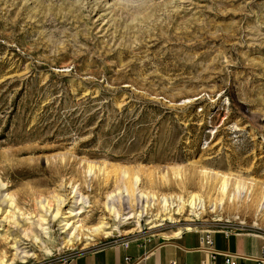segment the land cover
<instances>
[{"label":"rangeland","instance_id":"obj_1","mask_svg":"<svg viewBox=\"0 0 264 264\" xmlns=\"http://www.w3.org/2000/svg\"><path fill=\"white\" fill-rule=\"evenodd\" d=\"M63 155L62 176L96 203L75 218L88 226L105 214L120 168L135 169L141 188L158 197L197 193L204 207L185 208L170 223L155 216V204L140 224L109 220L111 236L70 249L25 240L29 256L14 264H67L131 240L158 242L186 225L264 241V0H0L6 192L30 208L31 191L58 183L52 170ZM88 163L109 165L108 187H97L99 174L90 190ZM30 170L38 174L21 176ZM222 174L229 197L211 211ZM53 232L61 240L57 224Z\"/></svg>","mask_w":264,"mask_h":264},{"label":"bare ground","instance_id":"obj_2","mask_svg":"<svg viewBox=\"0 0 264 264\" xmlns=\"http://www.w3.org/2000/svg\"><path fill=\"white\" fill-rule=\"evenodd\" d=\"M69 158L70 156L65 157L63 155L61 158H58L60 166H53V169L57 170H52L55 175L53 179H57L58 181L53 189L45 192H43V190L31 191L33 194L31 196L32 203L30 204V208L20 207V202H18L17 199L18 196L16 195V197L13 193L6 192L8 185H6L0 173V226L7 227L1 238L6 244H9V248L6 251L0 250V264H14L16 261L28 257L29 253H27L26 250L23 251V248H20L22 242L24 243L25 240H28V243L34 246H42L43 249L50 247L63 249L66 247L70 249L74 244H81L82 239L84 241L86 240V243H92L91 241H94L95 238L100 236H104L105 238L111 236L112 231H110L111 224L109 220L115 223L120 220L124 221L135 218L137 224H140L142 216L147 213V208L155 204L159 206V212H156L157 214H155V216L158 219L169 220L170 223L178 222L179 220H176L173 216L175 214H182L185 208L191 209L193 213V210H200L204 207V203H202L203 201L197 193H190L187 199L178 195L174 201L171 196L160 195V197H158L156 194L151 193L150 190L146 191L141 188V178L139 174L134 172L135 169L132 170L130 168L131 171L129 168H120L118 173L114 174L113 183L116 184L114 189L110 192L106 191L104 196L105 199L102 202L105 214L100 216L96 224L88 226L86 225V221H78V219L75 218L78 217L80 213H83L85 208L92 207V205L96 203L95 201H90L88 195H83L79 188V184L76 185V182H74L72 178H65V175L62 176L59 168L66 166V162ZM38 170L23 172L21 176H34L38 174ZM176 170H174L173 173H177ZM99 174L102 175V179L99 181L97 187H108L113 176L109 174V165L107 166L105 163L98 166L92 163L87 164L84 175L86 180L90 181V190L94 189L91 184L92 179L99 176ZM205 174L209 175L208 172H205ZM224 175L222 174L219 180V198L210 205L212 207L211 211L219 209L222 200L229 197L228 185L231 181H229L230 177L228 179L227 177H223ZM234 183L235 192L232 194V198H234L236 196L235 193L239 192L241 189L240 185H244L240 179L236 180ZM263 204L264 195L262 196L261 207ZM67 205L69 207L65 209ZM133 206L136 208H133ZM122 207L128 209L126 212L128 215L125 217H121ZM83 220L85 219L83 218ZM188 221L191 222L194 220L188 219ZM150 222L151 221H149V223ZM152 222H154V220ZM55 224H57L59 235L62 237L61 240L57 239L54 235L53 227ZM163 224L164 223L153 224L150 225L149 228L156 229ZM193 227L192 225H186L183 229L184 231H191V229L195 230V227ZM180 232L181 228H177L176 231L171 232L170 236L176 237ZM9 249H11L12 252Z\"/></svg>","mask_w":264,"mask_h":264},{"label":"crops","instance_id":"obj_3","mask_svg":"<svg viewBox=\"0 0 264 264\" xmlns=\"http://www.w3.org/2000/svg\"><path fill=\"white\" fill-rule=\"evenodd\" d=\"M204 231L201 229L181 231L176 237L162 238L158 242L131 240L127 247L116 244L99 251L86 252L71 259L67 264H124L125 257L138 260V264H169L170 261L176 264H210L209 252L202 242L206 237ZM211 234L212 248L218 252L258 257L264 244L263 239L253 233L214 230ZM222 259L223 256L218 255L215 262L221 264ZM237 262L242 263V259L237 258ZM244 262L256 264L253 259Z\"/></svg>","mask_w":264,"mask_h":264},{"label":"built area","instance_id":"obj_4","mask_svg":"<svg viewBox=\"0 0 264 264\" xmlns=\"http://www.w3.org/2000/svg\"><path fill=\"white\" fill-rule=\"evenodd\" d=\"M206 251L209 252V263L210 264H217L215 262L216 256L221 255L223 256L222 262L221 264H246V262H244L247 259H253L256 264H261L264 263V245L262 247V251L261 254L258 257H247V256H241V255H234V254H230L227 252H218L216 251L214 248H212V244L213 241L211 239V232H206V237L205 239L202 241ZM129 244V242H124L122 243V245L124 247H127ZM237 258H241L242 259V263H238L237 262ZM124 264H138V260H132V258L130 257H125L124 258ZM169 264H176L174 261H170ZM204 264V263H202Z\"/></svg>","mask_w":264,"mask_h":264}]
</instances>
